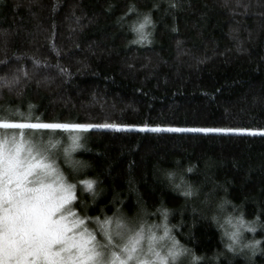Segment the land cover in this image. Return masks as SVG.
Instances as JSON below:
<instances>
[{"label": "trees", "instance_id": "obj_1", "mask_svg": "<svg viewBox=\"0 0 264 264\" xmlns=\"http://www.w3.org/2000/svg\"><path fill=\"white\" fill-rule=\"evenodd\" d=\"M145 14L147 39L135 43ZM0 116L264 129V0H0ZM24 131L60 142L81 215H122L163 235L167 211L170 235L197 264H264V136ZM76 135L82 147L66 162ZM84 179L97 181L95 196ZM241 217L256 230L241 228L230 251L225 233ZM254 241L255 252L244 247Z\"/></svg>", "mask_w": 264, "mask_h": 264}, {"label": "snow or ice", "instance_id": "obj_2", "mask_svg": "<svg viewBox=\"0 0 264 264\" xmlns=\"http://www.w3.org/2000/svg\"><path fill=\"white\" fill-rule=\"evenodd\" d=\"M151 24L150 14H145L139 26L133 28L140 36L135 43L147 39L145 28ZM96 127L116 131L128 128L115 124L11 122L0 116V129L20 130L18 134L0 133V264H183L180 258L186 255L197 264L201 257L170 235L167 211L162 213L165 219L163 235L157 236L153 231L158 227L156 225L146 231L143 224L137 228L122 215L101 220L74 210L78 199L77 184L69 183L57 164L60 142L45 141L34 134L26 136L24 131L63 129L87 132ZM138 130L264 136V130L237 128L141 127ZM80 139L79 135L73 136L71 146L64 149L66 162L72 152L82 147ZM79 183L95 196L97 181L84 179ZM192 194L191 190L184 193L186 196ZM90 220L98 226L99 233L89 227ZM228 223H232L231 218ZM232 226L236 230L225 234L232 241L229 250L235 251L240 243L241 228L252 232L256 229L247 226L242 217ZM98 235L102 239H98ZM166 240L171 241L170 246L163 243ZM260 243L254 241L244 247L255 252Z\"/></svg>", "mask_w": 264, "mask_h": 264}, {"label": "rangeland", "instance_id": "obj_3", "mask_svg": "<svg viewBox=\"0 0 264 264\" xmlns=\"http://www.w3.org/2000/svg\"><path fill=\"white\" fill-rule=\"evenodd\" d=\"M105 124H115V125H120V126H128L127 129L129 130H138L139 128L141 127H144L138 123H129V122H120V121H113V122H104L102 123V125H105ZM101 125V126H102ZM147 127L151 128V127H162V128H168V127H177V128H193V127H198V126H174V125H169V126H166V125H148ZM204 127V126H203ZM102 128V127H101ZM104 128V127H103ZM204 128H232V127H217V126H214V127H204ZM237 129H246V128H240V127H236ZM108 129H111V128H108ZM248 130H256V129H251V128H247ZM114 130V129H113ZM258 130H264V129H258ZM94 229L97 231V233H99V229H98V226L96 224H94ZM148 228H145V230L147 231ZM153 231L156 232L157 236H161L159 233V231L154 228ZM98 239H102L101 236L98 235ZM165 243V241L163 242ZM166 244V243H165ZM170 246V245H169Z\"/></svg>", "mask_w": 264, "mask_h": 264}]
</instances>
